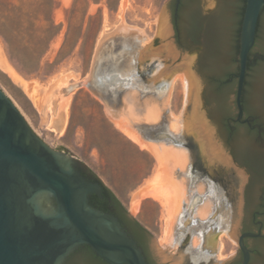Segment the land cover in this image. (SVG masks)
Returning a JSON list of instances; mask_svg holds the SVG:
<instances>
[{"label": "water", "instance_id": "obj_1", "mask_svg": "<svg viewBox=\"0 0 264 264\" xmlns=\"http://www.w3.org/2000/svg\"><path fill=\"white\" fill-rule=\"evenodd\" d=\"M235 2L197 0V6L203 13L213 11L217 5L227 6L230 16H234ZM172 3L173 0H168L161 7L152 41L147 40L143 30L127 27L122 21L115 30L103 34L95 49L89 76L79 84H66L68 78L78 77L69 72L44 92L19 79L0 50V70L38 111L39 129L55 130L53 147L57 150H51L31 131L0 90V264H70L67 262L70 254L83 245L107 264H146L140 249L117 219L88 204L89 195H99L98 182L86 180L79 169L81 162L55 142L62 131L67 98L81 90L88 87L93 98L101 100L110 120L114 121L121 119V109L127 107L129 91H137L142 101L144 96H155V103L161 108L171 80L183 73L182 139L170 137V112L164 111L160 128L138 126L130 121L136 144L149 151L157 168L152 180L133 195L127 213L133 218L142 197L160 196L166 205L169 227L165 243L159 248L150 235L151 255L158 264H183L185 254L200 243L199 229L189 232L187 237L183 231H176L182 203L187 201V167L194 162L206 167L219 164L223 169L235 171L237 176L235 214L229 219L220 218L221 226L214 237V243L217 241L221 249L220 255L226 249H233V244L243 250L242 238L258 236L250 233L243 234L240 239L231 236L232 229L235 231L240 221L245 176L214 135L210 121L218 124L223 115L213 112L205 103L212 92L198 72L201 68L196 63L195 51L188 52L196 47L188 43L185 44L187 51L181 52L174 43L169 13ZM178 3L176 0L175 7ZM263 6L264 0H245L239 32L238 73L233 75L237 80L234 96L237 115L229 122H239L242 117L240 103L247 56ZM231 33L224 35L228 41ZM229 43L228 50L225 48L219 55L221 68L217 77L223 76L232 63ZM254 89L263 92L264 83L257 82ZM226 98L232 102V94H227ZM257 114L264 123V111ZM203 187L201 181L194 185L199 192ZM210 205L208 199L196 205L192 217L198 219V227L205 222ZM182 237L188 244L185 248L179 244ZM246 262L245 253L242 264Z\"/></svg>", "mask_w": 264, "mask_h": 264}, {"label": "rangeland", "instance_id": "obj_2", "mask_svg": "<svg viewBox=\"0 0 264 264\" xmlns=\"http://www.w3.org/2000/svg\"><path fill=\"white\" fill-rule=\"evenodd\" d=\"M167 1L0 0V50L19 79L36 85L44 92L69 72L78 77L68 78L66 84H79L89 76L95 49L103 34L115 30L122 21L127 27L143 30L147 40L152 41L155 20ZM0 90L19 111L31 131L51 150L57 151L53 147L55 130L39 129L38 111L1 70ZM127 98H131L134 108V111L130 109L129 115L131 113L133 123L138 126L160 128L164 111L170 112V123L173 116L183 119L184 90L179 81L171 83L161 108L156 105L155 96H144L142 101L137 91H129ZM154 104L159 110L157 119L154 122L142 120V112ZM104 133L105 185L118 188L126 183L125 174L119 177L118 172L138 174L143 167L141 160L125 162L129 151L122 141L123 137L109 122L101 100L94 99L88 87L67 98L62 131L55 145L66 149L77 160L89 163L99 179ZM182 134L170 128V137L182 139ZM143 157L153 176L156 161L149 153ZM123 206L129 210L126 200H123ZM165 213L162 205L150 199L144 203L139 201L138 213L133 217L148 229L158 248L165 243Z\"/></svg>", "mask_w": 264, "mask_h": 264}, {"label": "flooded vegetation", "instance_id": "obj_3", "mask_svg": "<svg viewBox=\"0 0 264 264\" xmlns=\"http://www.w3.org/2000/svg\"><path fill=\"white\" fill-rule=\"evenodd\" d=\"M176 0H173L169 11L171 23L174 30V22L179 17L180 5L184 4L186 13L191 6L197 5V0H179L175 7ZM196 4V5H195ZM239 4L244 8L245 0H239ZM216 9L203 13L202 16L214 15ZM242 19V18H241ZM174 43L182 52L175 40V30L173 34ZM239 46V39H237ZM195 51L196 63L198 64L200 46ZM189 52V51H188ZM248 65L245 73L244 84L241 95L242 117L239 122H229L237 115L234 101L236 90V78L231 73L228 83L234 85L232 90L226 93L232 94V102L227 98V103L231 107V115L221 118L218 124L211 123L215 130V137L222 150L228 154L230 160L237 168L242 170L246 183L242 189V211L238 228L231 234L232 237L240 239L243 234L250 233L258 235L256 237H245L241 239L243 250L237 245L233 249H226L220 255L221 249L214 243V237L221 226L220 218H232L235 214L237 176L235 171L223 169L219 164L208 167L194 162L187 167V188L182 203L181 215L178 219L176 231H183L185 236L189 232L198 231L200 243L197 247L191 248L190 253H186L183 264H242L244 254L247 255L246 264H264V123L260 120L257 112L264 111V91L258 92L254 89L257 82L264 83V6L259 13L253 46L248 52ZM238 67V60L236 62ZM246 121V122H245ZM198 160V159H197ZM244 162H246L244 164ZM80 172L90 182H97L87 171L86 167L80 163ZM177 174H179L176 171ZM201 181L204 184L202 192L194 189V185ZM100 186L99 195L91 194L88 197V204L99 212L114 216L128 236L140 249L141 255L146 264H158L152 257L149 247L150 232L140 228L135 220L127 213L122 205H118L113 197ZM204 199L211 203L206 213L203 225L198 227L197 218L192 217L197 204ZM188 221L185 225L184 223ZM180 247L185 248L188 244L186 238L179 239ZM192 258V259H191ZM195 258V259H194ZM70 264H80L83 262H94L97 264H107L90 250L88 246L78 247L67 259Z\"/></svg>", "mask_w": 264, "mask_h": 264}, {"label": "trees", "instance_id": "obj_4", "mask_svg": "<svg viewBox=\"0 0 264 264\" xmlns=\"http://www.w3.org/2000/svg\"><path fill=\"white\" fill-rule=\"evenodd\" d=\"M226 7L227 6H220L214 15L207 17L201 15L197 5L191 6L188 13H186L184 4H182L180 5L179 17L177 21L174 22L175 40L181 50L187 51L185 44L188 43L201 47L198 60V65L201 70L198 72L205 83H207V85L209 84V91L212 92V95L207 96V99H205V103L209 109H213V112H217L221 116L223 115V117L231 115V107L228 105L225 95L229 90L234 88V85L228 83L230 74L238 73L236 62L238 60L239 46L237 44V39H239L241 18L244 11V8L239 4V0H236L234 5V7H236L234 16H230V11H228ZM230 31L232 32L229 39L232 63L225 69L226 73L223 76L217 77L220 75L218 72L221 68L219 55L225 51V48H227L226 45L229 42L224 35ZM226 50H228V48ZM188 51L192 52L193 50ZM245 163L246 162H244V164ZM86 169L93 178L102 185L94 173L90 171V169ZM102 187L103 190L110 194L117 204L120 205L109 189L103 185ZM135 222L140 228L145 230L136 220ZM82 264L97 263L89 261L83 262Z\"/></svg>", "mask_w": 264, "mask_h": 264}, {"label": "crops", "instance_id": "obj_5", "mask_svg": "<svg viewBox=\"0 0 264 264\" xmlns=\"http://www.w3.org/2000/svg\"><path fill=\"white\" fill-rule=\"evenodd\" d=\"M131 101H132L131 98H128L127 99V107H123L121 109V118H125V119L129 120V122L132 121V119L130 117L132 115H129L130 109H132L134 111V108L132 106L133 104H132ZM144 112H142V113H144ZM139 113L141 115V112H139ZM107 117H108L109 122L113 126V128L120 134V136L123 137V140L122 141L126 145L127 150L129 151L127 157L125 158V162L129 163V162H131L133 160H135V161L136 160H141L142 165H143L141 172H139L138 174L137 173L136 174H133V173L128 172V171H121V172L119 171L118 172L119 177H122V174H125V177L124 178L126 179V183L124 184V186H120V187L117 188V187H114L113 185H105V133L103 134V137L101 139V176H100V179L101 180L98 178L99 175L97 174L96 170L89 163L84 162V161H82L80 159H78V160L86 168L90 169V171H92L94 173V175L100 180V182L102 183V185L104 187H106L107 189H109V191L113 194V196L120 203V205L123 206V200H126L127 201V205H128V209H129L130 200L133 197V195L136 194L137 192H139L141 189H143L146 186V184H148L152 180V173L153 172H152V170H149L148 163L145 161L146 159L143 157L146 153H149V152L146 151V150H144V149H142V148H140V147H138L137 145H135L134 143H132L129 139H127L120 131H118L115 128L114 124H112L113 121L110 120L108 114H107ZM147 171H149V172L147 173ZM150 199L158 202L157 200L153 199L150 196L142 197L139 201H141L142 203H144L145 201L150 200ZM158 203L161 205L160 202H158ZM138 209H139V207H138ZM136 214H134L133 217H135ZM134 220H136V219H134ZM137 222L140 224L139 221H137ZM142 227L145 230L148 231L147 228H145L144 226H142Z\"/></svg>", "mask_w": 264, "mask_h": 264}, {"label": "bare ground", "instance_id": "obj_6", "mask_svg": "<svg viewBox=\"0 0 264 264\" xmlns=\"http://www.w3.org/2000/svg\"><path fill=\"white\" fill-rule=\"evenodd\" d=\"M122 7H124V5H122ZM176 81H179L181 83L183 90H184V88H185V73H183L180 76L176 77L175 79L171 80V83H174ZM155 106H148L147 107V109L145 110V112L142 116V120H145L148 122L149 121L154 122L157 119L158 114H159V110H158L157 106L156 107ZM66 107H67V103H66ZM130 115H131V113H130ZM112 124H114L115 128L118 131H120L127 139H129L132 143L137 145L136 139H135V134H134V129L131 126L129 120H127L125 118H121L119 120H114ZM170 128L174 132H183V119H181V117H179V116H173L171 123H170ZM138 147H140V146H138ZM140 148H142V147H140ZM150 197H152L153 199H155L161 203V205L165 209V212H166L165 214L167 215L166 205H165L164 200L160 196L150 195ZM138 207H139V204H138ZM137 212H138V208H137ZM166 217H167V223H166V228L164 231L163 241H165L167 231H168V227H169V217H168V215Z\"/></svg>", "mask_w": 264, "mask_h": 264}]
</instances>
